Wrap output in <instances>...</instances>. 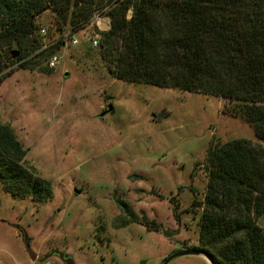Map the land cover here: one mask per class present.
<instances>
[{
  "label": "rangeland",
  "instance_id": "obj_1",
  "mask_svg": "<svg viewBox=\"0 0 264 264\" xmlns=\"http://www.w3.org/2000/svg\"><path fill=\"white\" fill-rule=\"evenodd\" d=\"M35 25L42 41L40 28L48 42L69 31H56L50 11ZM94 31L88 24L73 33L82 43L59 48L50 74L15 65L0 83V122L53 191L39 203L0 184V264H62L56 257L31 261L25 238L37 256L57 251L75 264H163L198 246L209 145L243 139L264 146L245 121L225 112L231 103L221 97L112 78L88 44ZM117 202L128 204L135 222L122 217ZM168 264L209 263L183 256Z\"/></svg>",
  "mask_w": 264,
  "mask_h": 264
},
{
  "label": "trees",
  "instance_id": "obj_2",
  "mask_svg": "<svg viewBox=\"0 0 264 264\" xmlns=\"http://www.w3.org/2000/svg\"><path fill=\"white\" fill-rule=\"evenodd\" d=\"M103 7L110 28L97 54L112 78L221 97L231 103L225 112L264 142V0H0V83L15 65L52 72L47 62L62 45L43 49L38 16L50 11L56 31L76 33ZM26 154L0 122L1 186L15 198L48 202L51 183L26 166ZM204 170L194 249L215 264H264V146L212 143ZM117 204L122 217L136 221L127 203ZM142 221L155 225L144 215Z\"/></svg>",
  "mask_w": 264,
  "mask_h": 264
},
{
  "label": "built area",
  "instance_id": "obj_3",
  "mask_svg": "<svg viewBox=\"0 0 264 264\" xmlns=\"http://www.w3.org/2000/svg\"><path fill=\"white\" fill-rule=\"evenodd\" d=\"M89 25H93V30L95 31L90 36L88 44L91 48L97 49L100 44V34L108 31L110 28V19L107 16L100 17L98 15H94L93 18L90 20ZM39 33L40 36L44 38L43 49L48 48L50 45H54L58 41L61 42L62 47L67 45L68 43L70 45H75V46L82 43L75 37V35H73L71 31L62 32L59 35V37L53 42L46 41L47 31L45 28H40ZM58 64H59V59L56 54L51 56L47 62V66L49 69H54Z\"/></svg>",
  "mask_w": 264,
  "mask_h": 264
},
{
  "label": "water",
  "instance_id": "obj_4",
  "mask_svg": "<svg viewBox=\"0 0 264 264\" xmlns=\"http://www.w3.org/2000/svg\"><path fill=\"white\" fill-rule=\"evenodd\" d=\"M67 76V75H66ZM112 110V107H108L107 111L102 113L100 116H104L106 113H108L109 111ZM75 194H79L80 192L78 190H74ZM173 235V233H168L165 234V237L170 238ZM25 246H26V250L28 253L29 258L31 259V261H36L37 259V255L35 253H33V251L30 249L29 244L27 239L25 238ZM53 255H57L59 260L62 261L64 264H75L73 262L72 259L70 258H64V254L57 252V251H52L50 253H48L47 255H45L42 260H40V263H43L44 261H46L47 259H49L50 257H52ZM183 256H202L203 258H205V260L209 263V264H215V262L213 261V259L205 252L198 250V249H187V250H181L177 253H175L172 256H169L163 264H168L171 260H173L174 258H178V257H183Z\"/></svg>",
  "mask_w": 264,
  "mask_h": 264
},
{
  "label": "flooded vegetation",
  "instance_id": "obj_5",
  "mask_svg": "<svg viewBox=\"0 0 264 264\" xmlns=\"http://www.w3.org/2000/svg\"><path fill=\"white\" fill-rule=\"evenodd\" d=\"M142 224H143V222H142ZM156 231V230H155ZM50 252H52V251H50ZM49 252V253H50ZM45 256V255H44ZM44 256H37V259H36V262H39L40 260H42V258L44 257ZM52 257H56V258H58V256L57 255H53ZM51 258V257H50ZM64 258H70L68 255H66V254H64ZM59 259V258H58ZM71 259V258H70ZM62 262V261H61ZM62 264H64L63 262H62Z\"/></svg>",
  "mask_w": 264,
  "mask_h": 264
}]
</instances>
